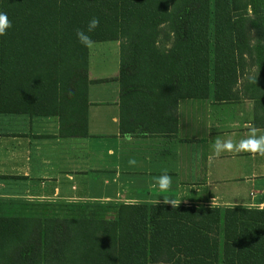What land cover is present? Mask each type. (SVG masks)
<instances>
[{
    "label": "trees",
    "instance_id": "1",
    "mask_svg": "<svg viewBox=\"0 0 264 264\" xmlns=\"http://www.w3.org/2000/svg\"><path fill=\"white\" fill-rule=\"evenodd\" d=\"M0 11L12 21L0 112L55 115L58 136L87 134L76 30L92 17L94 42L118 41L122 134L173 130L179 98L210 86L231 98L251 66L241 92L264 101V0H0ZM0 264H264V207L0 196Z\"/></svg>",
    "mask_w": 264,
    "mask_h": 264
},
{
    "label": "crops",
    "instance_id": "2",
    "mask_svg": "<svg viewBox=\"0 0 264 264\" xmlns=\"http://www.w3.org/2000/svg\"><path fill=\"white\" fill-rule=\"evenodd\" d=\"M246 70L248 74L234 86L235 96L215 99L210 86L205 97L179 98L173 130L133 134L132 142L124 141L118 129V86L105 94L102 82L108 76L103 72L90 79L97 85L87 90L85 136H58L55 115L0 112V196L124 202L172 199L193 205L264 207V157L212 155L217 136L238 141L250 125L264 132L263 99L241 92L246 76L257 74L254 66ZM116 75L117 70L112 77ZM133 158L135 165L129 164ZM165 169L173 183L161 193L152 185ZM93 171L104 173L99 185L92 186L87 178ZM11 175L23 177L17 182Z\"/></svg>",
    "mask_w": 264,
    "mask_h": 264
},
{
    "label": "clouds",
    "instance_id": "3",
    "mask_svg": "<svg viewBox=\"0 0 264 264\" xmlns=\"http://www.w3.org/2000/svg\"><path fill=\"white\" fill-rule=\"evenodd\" d=\"M99 18L92 17L85 29H77L76 36L79 42L86 48H92L95 44L90 36V33L94 32L99 27ZM12 27V21L6 12L0 11V36L6 35L7 31ZM250 82L255 83L256 78L250 77ZM123 140L132 142L133 134L131 132H125L123 134ZM212 155L219 158L224 153H250L252 155H259L264 157V132H261L255 125H250L248 128V134L245 137L240 138L238 141L228 136L221 138L217 136L212 144ZM129 164L135 165L136 160L130 159ZM173 183L171 175L165 169L163 174L155 178L153 187L159 188L161 193L167 192ZM165 204H171L173 208L177 207L179 203L172 199H164Z\"/></svg>",
    "mask_w": 264,
    "mask_h": 264
},
{
    "label": "rangeland",
    "instance_id": "4",
    "mask_svg": "<svg viewBox=\"0 0 264 264\" xmlns=\"http://www.w3.org/2000/svg\"><path fill=\"white\" fill-rule=\"evenodd\" d=\"M117 40H105L95 42L92 48H88V83L87 90L93 85H97L95 81L90 79L97 74L101 73L108 78L104 80L102 85L104 86L105 94H109L114 86H118V82L112 77L115 70H117L118 61L115 60V48L117 47ZM88 97V96H87ZM127 147V146H125ZM104 173L102 171H93L92 174L88 172V179L92 186L99 185V181ZM99 179V180H98ZM98 180V181H97ZM96 188V187H95ZM95 188L93 189L95 192ZM99 188V187H98ZM98 190V189H97ZM92 192V191H91ZM98 192V191H97Z\"/></svg>",
    "mask_w": 264,
    "mask_h": 264
}]
</instances>
